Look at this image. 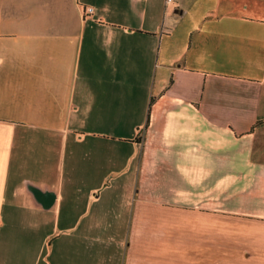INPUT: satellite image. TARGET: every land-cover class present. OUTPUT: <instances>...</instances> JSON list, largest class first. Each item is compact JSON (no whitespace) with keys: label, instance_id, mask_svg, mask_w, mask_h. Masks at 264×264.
Wrapping results in <instances>:
<instances>
[{"label":"crops","instance_id":"obj_1","mask_svg":"<svg viewBox=\"0 0 264 264\" xmlns=\"http://www.w3.org/2000/svg\"><path fill=\"white\" fill-rule=\"evenodd\" d=\"M0 264H264V0H0Z\"/></svg>","mask_w":264,"mask_h":264},{"label":"built area","instance_id":"obj_2","mask_svg":"<svg viewBox=\"0 0 264 264\" xmlns=\"http://www.w3.org/2000/svg\"><path fill=\"white\" fill-rule=\"evenodd\" d=\"M168 1V0H167ZM92 8H91V6H88V8H87V10H91Z\"/></svg>","mask_w":264,"mask_h":264},{"label":"rangeland","instance_id":"obj_3","mask_svg":"<svg viewBox=\"0 0 264 264\" xmlns=\"http://www.w3.org/2000/svg\"><path fill=\"white\" fill-rule=\"evenodd\" d=\"M51 227H54V226L51 225Z\"/></svg>","mask_w":264,"mask_h":264}]
</instances>
